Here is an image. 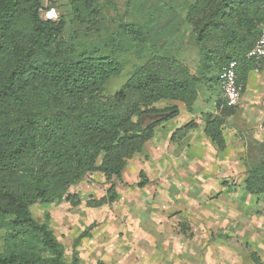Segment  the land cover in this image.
<instances>
[{
	"label": "trees",
	"instance_id": "16d2710c",
	"mask_svg": "<svg viewBox=\"0 0 264 264\" xmlns=\"http://www.w3.org/2000/svg\"><path fill=\"white\" fill-rule=\"evenodd\" d=\"M95 2L70 0L74 16L93 9ZM186 2L184 19L207 71L219 73L236 60L245 89L248 73L264 68V62L245 58L264 29V0ZM46 10L41 0H0V226L11 232L0 249V264H79L76 253L69 261L64 258V246L46 222L34 219L30 207L63 197L78 203L69 187L92 172L109 181L94 205L114 201L111 178L122 180L127 160L142 150L157 126L179 114L178 102L191 111L198 97L199 77L176 57L161 53L157 42L150 43L144 25L125 24L106 39H89L86 33L65 37L64 19H47ZM127 50L137 60L121 87L109 93V82L127 66L121 57ZM162 100L177 103L157 107ZM216 106L221 114H207L203 132L222 150V116L234 106L221 97ZM147 115L159 116L144 124ZM192 124L176 128L170 138ZM244 188L264 195V156L247 166Z\"/></svg>",
	"mask_w": 264,
	"mask_h": 264
},
{
	"label": "rangeland",
	"instance_id": "374dc122",
	"mask_svg": "<svg viewBox=\"0 0 264 264\" xmlns=\"http://www.w3.org/2000/svg\"><path fill=\"white\" fill-rule=\"evenodd\" d=\"M186 1L97 0L93 9L76 17L70 0H41L57 12V20L64 19L65 37L86 33L89 39H106L125 24L144 25L150 43L157 42L161 53L176 57L199 77L192 110L183 111L191 113L187 122L192 126L170 138L174 124L185 122L183 113L178 121L157 126L153 139L127 160L122 180L111 178L117 191L114 201L94 205L106 194L109 181L92 172L69 187L78 203L63 197L30 207L34 219L46 222L62 243L68 261L76 253L79 264H264V195H251L244 188L247 166L264 156V86L254 81L248 90L255 100L250 101L252 112L243 113L238 102L231 114L222 116L226 146L219 149L203 132L206 115L221 114L216 106L219 73L207 71L202 62L184 19ZM172 17L174 23L169 22ZM132 52L121 55L127 66L109 82L107 92L126 80L137 60ZM259 71L249 75L264 78V68ZM157 116L147 115L143 123ZM142 180L145 184L138 186ZM87 227L88 234L76 243ZM10 233L0 226V249ZM35 247L40 250V245Z\"/></svg>",
	"mask_w": 264,
	"mask_h": 264
},
{
	"label": "built area",
	"instance_id": "2783aa9c",
	"mask_svg": "<svg viewBox=\"0 0 264 264\" xmlns=\"http://www.w3.org/2000/svg\"><path fill=\"white\" fill-rule=\"evenodd\" d=\"M45 18L55 20L57 18V12L53 9H47L45 11ZM246 59L264 62V29L254 41L251 48L245 54ZM237 61L231 60L224 64L218 75V85L220 89V97L227 106H235L238 104L242 94L244 92L243 85L237 78ZM254 71L258 72V68H254Z\"/></svg>",
	"mask_w": 264,
	"mask_h": 264
},
{
	"label": "crops",
	"instance_id": "0c3cea01",
	"mask_svg": "<svg viewBox=\"0 0 264 264\" xmlns=\"http://www.w3.org/2000/svg\"><path fill=\"white\" fill-rule=\"evenodd\" d=\"M254 81L257 84H260V85H263L264 86V78L262 76H250L249 73H248V77H247L246 84H245V89H244V92H243L244 94H242V97H241V99L239 101V106L243 110V113H248L249 111L252 112V106H254V104L252 105V103L250 101H255V100H254V98L251 97L250 92L248 94V90L254 84ZM180 104H182V103H180ZM178 107H179V114L175 118H172V119H170V120L162 123L161 125H159L160 127L165 126L169 121H171L173 119L175 121H178L179 115L182 114L183 111L184 112H187L186 111L187 109L185 108V106L183 104L182 105H179V103H178ZM183 114H184L183 117L180 118V119H181V121H185V122H179L178 121V123L176 122V124L173 123L174 124V126H173L174 128L175 127L178 128L181 125H184L187 122V117H189V115H191L190 112H189V115H187L185 113H183Z\"/></svg>",
	"mask_w": 264,
	"mask_h": 264
}]
</instances>
